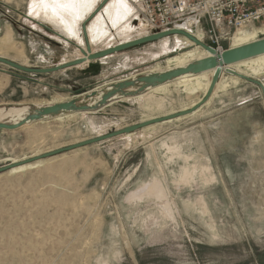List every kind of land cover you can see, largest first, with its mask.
I'll return each instance as SVG.
<instances>
[{
    "label": "rangeland",
    "instance_id": "obj_1",
    "mask_svg": "<svg viewBox=\"0 0 264 264\" xmlns=\"http://www.w3.org/2000/svg\"><path fill=\"white\" fill-rule=\"evenodd\" d=\"M103 1L88 0L83 17L73 18L60 9L61 15L54 13L53 0H0V56L33 68L80 57L89 43L86 26L93 27L95 18L84 22L106 7ZM114 1L101 29L88 32L96 53L146 31L135 0L127 1L132 11L114 25L108 14L117 19L125 13ZM176 43L174 36L163 37L45 74L0 63V104L66 101L163 68ZM258 89L241 80L220 90L218 101L196 116L64 152L20 174L0 173V264H264L263 108L239 105L260 98ZM164 92L153 94L164 100L162 109H149L147 97L122 98L99 111L0 130V165L189 103L174 84ZM160 189L165 195L159 199L147 194Z\"/></svg>",
    "mask_w": 264,
    "mask_h": 264
},
{
    "label": "water",
    "instance_id": "obj_2",
    "mask_svg": "<svg viewBox=\"0 0 264 264\" xmlns=\"http://www.w3.org/2000/svg\"><path fill=\"white\" fill-rule=\"evenodd\" d=\"M107 1L108 0H104L101 5L103 6ZM173 34H179L188 37L196 44L207 49L210 55L207 57H203L201 59L194 60L183 66L172 67L170 69H165L161 71L137 73L135 75L126 77L124 79L110 82L102 87L94 88L89 91L82 92L77 96H75L74 98L66 101H58L47 104L26 103L28 106V110L25 113V115L14 122L0 121V130H17L34 122L53 119L59 116H66L68 114H75L80 112L99 111L104 107L113 103L115 100H119L122 98L137 97L147 92L148 90L173 82L174 80L182 76L198 75L213 70L214 73L210 86L207 92L203 95L201 100L198 101V103L195 106L183 110H178L176 112L169 113L167 115H163L160 117L147 119L138 124L126 126L122 129L115 130L106 134H101L96 137L88 138L82 141H78L76 143L59 147L42 154L32 155L16 163L11 162L8 164L0 165V173L6 172L15 166L36 162L42 159H47L64 152L78 149L83 146L99 143L123 134L133 133L136 132L137 130L143 129L153 124H159L161 122L175 120L179 117L191 115L193 112L199 110L203 105H205L211 99L217 84L221 80L222 76L227 73L237 76L243 81H247L249 83L256 85L259 88L261 97L264 101V82L258 78L238 72L237 70L231 67L240 61L264 54V37H261L249 43H245L243 45L230 47L222 53H217L214 48L202 42L194 35L181 29H173L170 31L146 35L144 37H140L133 41H129L123 44H119L115 47L105 49L104 51H101L99 53H94L90 57V60L107 56L111 53L118 52L130 47H134L142 43L171 36ZM90 46L91 45L87 43L88 51H91ZM82 52L85 53V50L82 49ZM83 60L84 59L79 58L62 65H56L48 68H33L15 63L14 61H11L7 58L0 56V63H5L8 66L18 69L20 71H24L28 73H39V74L60 71L65 68L75 66L81 63ZM13 104L19 105L23 103H13ZM6 106L9 107L11 105H6Z\"/></svg>",
    "mask_w": 264,
    "mask_h": 264
},
{
    "label": "bare ground",
    "instance_id": "obj_3",
    "mask_svg": "<svg viewBox=\"0 0 264 264\" xmlns=\"http://www.w3.org/2000/svg\"><path fill=\"white\" fill-rule=\"evenodd\" d=\"M54 2V8L53 11L54 13L58 14V15H61V12H56L55 10L56 9H60V11H64L65 13H67L68 15H72L74 16L73 18H82L83 17V13H82V8L84 9V5L86 3H88V0H53ZM114 0H109L108 2H106V7L105 4H104V8H102L99 12H97L96 14L93 12L89 18L84 22L86 23L87 21L90 22L92 19H94V24L93 27H91L90 25H88V27L86 26V34H87V38H88V42L89 44L93 45L92 43V40L89 38V35H88V32L90 34V30L92 33H94V31H97L99 29H101V23L105 24V21L103 20V16L105 15V12L106 13H109V11L113 10L115 8V5H114ZM128 0H119V5L121 6V8H123L125 11V13L123 14H118V18L116 19L115 18V15L113 14L112 12V16L110 14L109 17L112 21V23L115 25L116 23H118V19L120 18L121 20L125 19V16L128 15L127 12H130L132 11V6L129 4V2H127ZM52 2V1H51ZM110 2V3H109ZM113 2V3H112ZM93 4V3H92ZM116 4V3H115ZM112 6V8H111ZM52 7V8H53ZM97 10V8L95 9V11ZM87 15V14H86ZM93 15H95L93 17ZM64 16V15H63ZM71 17V16H70ZM93 17V18H92ZM90 19V20H89ZM119 19V20H120ZM102 21V22H101ZM87 22V23H88ZM124 22V21H123ZM69 23V22H68ZM120 23V21H119ZM83 27V25H82ZM88 29V31H87ZM195 32V31H194ZM196 37L198 39H201V32L200 31H196ZM101 32H99V35H100ZM105 33V30L102 31V34ZM259 33H262L264 34V25L263 26H259V27H253L252 29H243L241 31H238L234 37H233V42H232V47L234 46H239V45H243L245 43H249V42H252V41H255L258 38V34ZM7 38V41H9L11 39L12 36H10V34L7 32L6 35H5ZM85 36V35H84ZM144 37V36H143ZM167 37H170V36H167ZM94 39V38H93ZM138 39V38H136ZM174 39L177 41L176 44H174L171 48L172 49V55H169L167 57V60H166V66H164L163 68L162 67H158L156 69H151V71H161V70H165V69H170L172 67H178V66H183V65H186L194 60H197V59H201L203 57H207L210 55L209 51L207 49H205L204 47L196 44L194 41H192L191 39H189L188 37H181V36H178L177 35H174ZM135 40V39H133ZM132 40V41H133ZM86 41V40H85ZM152 42V41H151ZM123 44V43H122ZM86 49H85V53H83L82 51V54L80 57L76 58V59H84L81 63L77 64V65H87L91 60H90V57L92 56V54L96 53L93 49V47H91V51H88V48H87V42H86ZM189 47V49L187 50H184L185 48ZM109 48H112V47H109ZM167 48H170V47H167ZM170 48V49H171ZM108 49V48H107ZM170 49H166L167 50H170ZM108 56V55H107ZM105 56V57H107ZM21 60H23L24 62H27V59L23 56H20ZM74 59V60H76ZM73 61V60H71ZM70 62V61H68ZM66 62V63H68ZM65 64V63H63ZM23 65V64H22ZM62 65V64H61ZM25 66H28V64H25ZM30 66V65H29ZM28 66V67H29ZM233 69L237 70L238 72H241V73H244L246 75H249V76H252V77H255V78H258L262 75H264V54L262 55H258V56H255V57H252V58H249V59H246V60H243V61H240L236 64H234L233 66H231ZM66 69V68H65ZM213 73L214 71L211 70V71H207V72H204V73H201V74H198V75H186V76H182L176 80H174L173 82H170V83H167L165 85H162V86H158L156 88H153L151 90H148L147 92L137 96V97H133V98H146L147 100V104L146 106L149 108V109H162L164 107V103L163 101L164 100H157L153 97V94L156 93V92H160L161 91H166L167 92V89L169 88V86L171 85H176L178 88H181V92H183L186 96V98L188 99L189 103L188 104H185L182 106V109L180 110H183V109H187V108H191L193 106H195L198 101H200L201 99V96L203 94H205L210 86V83H211V80H212V77H213ZM228 74V73H227ZM231 75V74H229ZM234 76V75H233ZM228 77V75H227ZM236 77V78H235ZM234 78L231 79V81H219V83L217 84V89L222 87V89L224 90H228V88L233 84H237L239 81H240V78L235 76ZM224 78V77H223ZM221 89V88H220ZM164 92V93H166ZM156 97V96H155ZM160 98V97H159ZM127 99H131V98H127ZM143 100V99H142ZM62 101V100H60ZM181 101V100H180ZM54 102H58V101H49L48 103H54ZM183 103V101H182ZM187 103V102H186ZM6 105H11V106H6ZM165 108V107H164ZM147 109V108H146ZM28 110V106L27 104H9V103H5V104H0V121H7V122H14L20 118H22L25 113L27 112ZM201 110V109H200ZM149 111V110H148ZM202 111V110H201ZM167 112V111H166ZM173 112H176L174 110H172V112H169V113H173ZM197 112V110H196ZM81 113H88V112H81ZM169 113H164V115H167ZM201 113V112H200ZM194 114V112H193ZM74 114H68L66 116H59L57 117L56 119H63L64 117H69V116H72ZM192 115V114H191ZM197 115V114H196ZM156 117V116H155ZM189 117V116H188ZM152 118H154L152 116ZM151 119V118H149ZM182 119V117H179L177 118L176 120L177 121H180ZM147 120V119H145ZM93 121V120H92ZM143 121V120H142ZM174 120H170V121H166V122H161L159 124H164V123H171L173 122ZM158 124V125H159ZM92 125V124H91ZM155 125L157 124H153V125H150L148 127H145L143 129H150L152 127H155ZM92 127V126H90ZM96 127V126H95ZM137 132V131H136ZM133 133H129V134H125L126 136H131ZM166 145H167V141H166ZM173 145V144H172ZM153 146V145H152ZM168 146V145H167ZM171 146V145H170ZM172 147V146H171ZM168 148V147H167ZM180 148V147H179ZM176 151V150H175ZM178 151V150H177ZM175 153V152H173ZM179 153V152H178ZM177 153V154H178ZM33 155H37V154H33ZM179 155V154H178ZM177 155V156H178ZM193 155V154H192ZM191 155V157H192ZM195 155V154H194ZM175 156V155H174ZM196 156V155H195ZM171 157V156H170ZM28 157H23V158H20V159H17V158H13L12 161L13 163H16L18 161H22L24 159H26ZM190 158V157H189ZM193 158V157H192ZM191 158V160H192ZM187 160V159H186ZM189 162V161H188ZM196 162V161H195ZM194 162V163H195ZM45 164V159H42V160H38L36 162H32V163H28V164H23V165H19V166H15L13 168H11L10 170L7 171V173L9 174V176L11 175H15V174H20V173H23V172H26L27 170H31V169H36L38 167H41ZM191 166V165H190ZM189 166V167H190ZM209 166V165H208ZM192 168V167H191ZM200 168V167H199ZM202 168V166H201ZM204 168V167H203ZM205 170H209V168H205ZM194 171V170H193ZM196 171V169H195ZM182 172V171H181ZM210 172V171H209ZM6 173V174H7ZM197 173V172H196ZM194 173V174H196ZM201 173V171H200ZM205 173V172H204ZM207 173V172H206ZM183 177L182 180L184 181H187L188 178H189V175H190V172H189V168L187 167L185 170H184V173H183ZM211 174V173H210ZM214 174V173H213ZM164 175V174H163ZM181 175V174H180ZM212 175V174H211ZM215 175V174H214ZM206 176V174H205ZM205 176H203V178H205ZM208 176V175H207ZM193 177V176H192ZM211 177V176H210ZM209 177V178H210ZM180 178V179H181ZM195 178V177H194ZM154 179V178H153ZM177 180V179H176ZM211 180V179H210ZM208 182V181H207ZM155 183V182H154ZM209 183V182H208ZM211 184V183H210ZM158 186V185H157ZM207 186V185H206ZM146 187V186H145ZM151 187V186H150ZM159 187V186H158ZM161 188V187H159ZM144 189V188H143ZM153 189V188H151ZM159 190V189H158ZM166 191V190H165ZM139 193V192H138ZM147 194H151L153 196H155L156 198H161L162 196H164V192L163 190L160 189V191H151ZM143 195V194H142ZM136 196H139V198H141L142 196L141 195H136ZM138 198V197H137ZM169 198V197H168ZM167 198V199H168ZM161 201V199L159 200ZM165 202V201H164ZM171 204V203H170ZM189 205V204H188ZM202 205V204H201ZM164 207V205H162ZM167 206V205H166ZM170 206V205H169ZM204 206V205H203ZM163 207L161 209H163ZM188 207V206H187ZM165 208V207H164ZM172 208V206H171ZM160 209V211H161ZM167 209V212H166V215H168L169 217L173 218L174 217V213L173 211L168 207L166 208ZM199 210V209H198ZM205 210V209H204ZM207 210V209H206ZM166 218V217H165ZM177 219V218H176ZM213 219V218H212ZM177 222V221H175ZM210 223V222H209ZM214 230V228H213ZM217 234V233H216ZM219 236V235H218ZM216 237V236H215Z\"/></svg>",
    "mask_w": 264,
    "mask_h": 264
},
{
    "label": "built area",
    "instance_id": "obj_4",
    "mask_svg": "<svg viewBox=\"0 0 264 264\" xmlns=\"http://www.w3.org/2000/svg\"><path fill=\"white\" fill-rule=\"evenodd\" d=\"M135 1L140 6V27L149 32L147 35L181 29L196 37L200 31L199 40L217 53L232 47L238 31L264 25V0ZM259 79L264 82V77Z\"/></svg>",
    "mask_w": 264,
    "mask_h": 264
},
{
    "label": "crops",
    "instance_id": "obj_5",
    "mask_svg": "<svg viewBox=\"0 0 264 264\" xmlns=\"http://www.w3.org/2000/svg\"><path fill=\"white\" fill-rule=\"evenodd\" d=\"M147 34H149V32H143V33H141V34H139L138 36H137V38H140V37H143V36H146ZM171 37V36H170ZM173 49V48H172ZM162 52H166V51H161V53ZM79 57V56H78ZM75 58H77V57H75ZM61 71V70H60ZM59 71V72H60ZM227 75H228V77H227ZM224 77V78H223ZM235 76H233V75H229V74H224L223 76H222V78H221V80H220V82L221 81H231V79L232 78H234ZM236 78V77H235ZM242 79H240V81H241ZM244 82H247V81H244ZM248 83V82H247ZM250 84H252V83H250ZM254 86H256V85H254ZM221 88V89H220ZM220 88H218L217 89V86H216V88H215V91H214V93H213V95H212V97H211V99L205 104V105H203L200 109L202 110V111H205V110H207L209 107L211 108L217 101H218V96H219V92H220V90H224V89H222V87H220ZM258 88V87H257ZM225 91V90H224ZM258 91H259V89H258ZM260 92V91H259ZM204 95V94H203ZM203 95L201 96V98L203 97ZM258 96H253L252 98H248L244 103H240L239 105H243V104H245V103H261V106H262V108H263V111H261V114H263V117H264V101H263V99H262V97L260 96V100H258ZM201 100V99H200ZM109 106V105H108ZM197 110V112L195 111L194 112V114L192 113V115H188L189 117H193V116H196V114L198 115V114H200V112H202L201 110ZM188 116H184V117H182V119L181 120H183V119H186V118H189ZM174 121H177L176 119L174 120Z\"/></svg>",
    "mask_w": 264,
    "mask_h": 264
}]
</instances>
